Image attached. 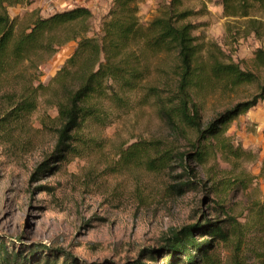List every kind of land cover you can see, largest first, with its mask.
Here are the masks:
<instances>
[{"label":"rangeland","instance_id":"rangeland-1","mask_svg":"<svg viewBox=\"0 0 264 264\" xmlns=\"http://www.w3.org/2000/svg\"><path fill=\"white\" fill-rule=\"evenodd\" d=\"M170 0H140L138 18L142 24ZM194 14L187 20L198 23L194 35L207 41L223 61H232L254 72L257 80L233 91L215 89L202 102L201 123L234 104L253 99L264 86V67L256 65L254 53L264 50V12L247 17H227L217 0H181ZM112 0H33L29 5L7 6L8 14L26 23L31 13L46 16L56 10L84 5L92 12L91 30L97 34ZM75 41L60 46L41 62L25 61L9 83L0 87V116L18 100L25 84L44 85L72 53ZM204 54V51L201 53ZM163 65V66H162ZM149 83L164 94L171 76L169 66L153 60ZM52 85V83H51ZM129 107L115 113L105 127L90 128V147L74 144L75 151L55 157L59 128L50 92L41 94L36 108L9 130L0 129V247L11 259L37 262L54 259L61 264H125L145 259L147 247H158L174 231L204 218L216 217L206 169L243 170L258 175L264 158V99L229 123L226 134L251 151L236 168L218 154L196 169V184L175 192L172 185L186 182L180 162L172 160L164 170H151L142 158H134L130 146L143 140L162 141L177 151L190 149L196 131L175 125L162 113L161 101L130 94ZM88 131V130H87ZM238 201L234 213H245L252 199H264V176L253 179ZM229 201V200H228ZM243 215V214H242ZM64 252L69 255H62Z\"/></svg>","mask_w":264,"mask_h":264},{"label":"trees","instance_id":"trees-1","mask_svg":"<svg viewBox=\"0 0 264 264\" xmlns=\"http://www.w3.org/2000/svg\"><path fill=\"white\" fill-rule=\"evenodd\" d=\"M32 1L0 0V87L13 79L25 61H44L69 41H75V47L49 84L24 85L19 99L0 116V129L7 132L36 108L41 94L49 91L59 124L55 157L64 158L76 150L74 144L90 147L94 140L90 128L109 125L117 111L130 106V94L141 92L143 99L161 101V111L170 122L196 131L195 140L185 152L158 140L137 141L128 151L134 158H142L151 170H164L173 159L180 162L188 180L172 185L175 192L196 184V169L188 160L205 168L208 160L218 154L236 168L240 161L251 157V151L234 142L226 130L232 120L264 99V86L253 99L216 113L202 125L201 108L207 93L215 89L233 91L256 82L257 76L235 62L221 60L219 50L194 35L198 23L187 20L194 11L183 7L181 0L162 4L145 24L137 15L140 0H112L98 33L91 36L86 34L92 27V12L84 5L46 16L33 12L26 23L7 12V6L29 5ZM217 2L227 17L264 12V0ZM253 58L256 65L264 67V50H257ZM153 60L168 65L171 71L163 85L164 94L149 83ZM205 170L209 181L205 188L214 195L212 214L216 217L172 232L162 245L147 247L145 259L157 264H264V199L250 200L245 213L239 214L233 207L238 201H231L232 195L245 192L255 177L264 176V158L258 175L242 169L235 172L233 168ZM0 264L57 263L48 258L31 262L20 259L18 253L11 259L1 246ZM61 264L75 263L64 259Z\"/></svg>","mask_w":264,"mask_h":264}]
</instances>
